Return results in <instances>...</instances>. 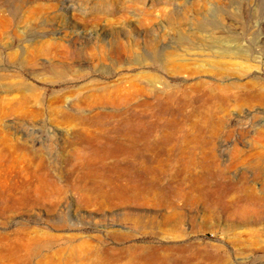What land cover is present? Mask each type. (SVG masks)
<instances>
[{
	"label": "rangeland",
	"instance_id": "374dc122",
	"mask_svg": "<svg viewBox=\"0 0 264 264\" xmlns=\"http://www.w3.org/2000/svg\"><path fill=\"white\" fill-rule=\"evenodd\" d=\"M142 262L264 264V0H0V264Z\"/></svg>",
	"mask_w": 264,
	"mask_h": 264
},
{
	"label": "bare ground",
	"instance_id": "6f19581e",
	"mask_svg": "<svg viewBox=\"0 0 264 264\" xmlns=\"http://www.w3.org/2000/svg\"><path fill=\"white\" fill-rule=\"evenodd\" d=\"M251 197H252L253 199L256 198L254 195H251ZM247 216H248V215H247ZM30 239H31V238H30ZM35 241H36V240H34V238H33V239H31V240H28V241H27V244L30 245L31 243H33V242H35ZM38 241H39V240H38ZM38 241H36V242H38ZM36 242H35V243H36ZM43 260H44V259H43ZM43 260H42V261H43ZM46 260H47V259H46ZM47 262H48V260H47ZM142 264H148V263H146V262H142Z\"/></svg>",
	"mask_w": 264,
	"mask_h": 264
}]
</instances>
